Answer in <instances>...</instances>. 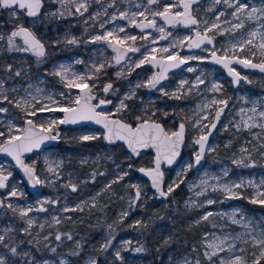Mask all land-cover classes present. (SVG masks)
<instances>
[{
    "label": "rangeland",
    "instance_id": "1",
    "mask_svg": "<svg viewBox=\"0 0 264 264\" xmlns=\"http://www.w3.org/2000/svg\"><path fill=\"white\" fill-rule=\"evenodd\" d=\"M126 0H116L115 7H107L111 4V0H101L100 4L91 3L89 7V12L85 13L84 16H67L63 18H54L47 16L46 14L51 13L59 9L64 11L65 9L61 7L57 0H44V6L42 8V14L39 18V22L32 24L30 18L20 17L19 22L24 23L25 26L32 27L35 31L36 28L39 30L37 34L42 38V41L46 45L47 58L42 63H37L36 58L30 63L28 60L31 53H8L0 48V78H5V73L2 71L3 66L6 64H12L14 69L23 66L27 71L22 74L21 77H14L10 81H6V88L16 87L20 89L18 93L9 92L10 98H19V96L25 95L24 89H29L33 95H36V89L39 88L42 92L37 96L38 100L42 97H47L52 95L53 99L58 101L62 106H68L69 100L74 99L79 93L78 89L69 90L64 86V83L60 81L59 77L50 75L55 70L56 66L64 63L70 64L72 66L71 70L80 75H89L90 68L93 63L112 61V66L106 67L105 70L100 74L99 79L94 82L96 87L93 92L99 99L111 100V104H107L105 108L101 111L106 113H114L113 116H118L123 120L135 124V117H148L151 116L155 121H160L163 123L167 131H173L178 123L185 122L186 130V142L184 147V153L181 155L179 162L173 166L168 174L167 180L164 179L165 190H167V185L172 184L174 180L177 179V172H181L182 168L185 166L186 162L190 161L193 156V151L197 146L193 144L194 138H198L201 134L198 128H194L192 123L189 121H194V113L198 111L197 106H202L211 99L224 98L228 99V109L221 122L216 127V129L211 134L209 145L214 147L215 151L207 152L203 163L189 172L183 175L185 183L180 184L178 187L184 191L186 197L182 202V208L185 212L191 213L188 224L199 225L203 228L202 233L197 240V244L190 248L189 252L177 253L174 255H169L164 264H177L178 261L187 258L192 261L193 264L196 259H200L202 264H207V261L203 258V245L202 237L205 232L209 233L208 239L212 238V234L216 236H222L225 233H231L233 236L243 232V228L238 225H231L230 221L226 218H221L219 216L210 218L211 222H201L196 224L195 221L198 220L206 211H211L213 213H224L231 212L235 208L243 209L245 215L255 219L257 221L264 220V213L260 211L255 205L249 203L248 199L253 194V189L250 187H244L239 189L241 198L239 199H226L224 194L221 192H213L211 188L203 196H196V192L201 189L196 188L190 190V185L199 184V181L204 177L205 173L209 176H219L221 177L220 182H237L241 180L247 182L252 180L259 184L261 180H264V159L261 158L259 146L264 144V129L259 127H253L250 131L248 129L237 130L235 124L239 123L241 120L240 109H250L253 104L252 101L264 102V75L253 72H244V76H247L248 80L252 83H247L242 81L237 87H233L230 78L225 74L221 67L210 64L207 59L210 56L213 47L208 45L202 46L201 48H187V41H184V37L193 36L196 30L203 31L204 25L201 23L198 27L182 28L180 25L175 27H167L162 21L157 19L158 25H162L166 29V33H171L166 39H160V33L155 29L145 30V32L151 33L152 39L156 40L155 44H152V39L144 41L140 39L142 33L137 30L135 26L130 25L126 20L117 19L115 21L111 20V16L116 14L118 16L120 11L127 10L131 15L132 12L138 9L135 5H144L146 0H134L133 7L124 6ZM168 0H161V3H166ZM176 2V0H172ZM107 7V15H102L99 20H89V14L95 13L97 11H103V7ZM70 8H74L73 5H68ZM156 6H153L155 9ZM212 9V10H209ZM139 10H143L141 7ZM162 10V9H161ZM225 10L224 5L212 6V0H203L198 5L193 6V12L195 16L202 21H212L215 20V16L218 11ZM228 9L227 12H230ZM226 12L225 19L231 20L232 17ZM8 15V14H7ZM8 21L11 24H15L17 21L10 19L7 16ZM138 21L142 18L137 17ZM148 19H152L149 15ZM105 20L108 23L105 24V28L101 29L99 27L100 23ZM87 21V23H85ZM227 27V25H224ZM120 27L125 28L124 33H119L121 37L125 35H134L137 37L135 42L128 41V45L141 48L139 53H129V56L121 62L120 65H115L113 57L115 52L107 46L104 42L89 43L91 36L102 34L105 30L119 29ZM247 27L255 28V22H251ZM87 29V31H85ZM5 30V29H4ZM247 29H245L246 31ZM0 31L4 32L2 28ZM75 36L79 38L82 43L69 46L64 43L53 45L52 42L56 40L63 41L65 37ZM239 38V35L236 36ZM184 41L183 45L177 46L174 49L170 48V51H175L181 57L187 56H198L204 57L203 60H189L187 65L183 67L182 70L173 72L169 75V79L162 83L153 92H149L147 88L140 87L136 88L137 83H144L148 78H150L152 73V68L148 65H143L140 68H135L131 74H127V69L129 64L138 61L142 58L141 53L148 51L155 47L158 50L163 47H169L170 45L176 44L177 41ZM215 47H227L230 43L235 42L231 35H217L215 36ZM17 43L22 44V41L17 38ZM4 42L0 41V45ZM207 49V50H205ZM221 54L220 52H217ZM156 55L160 57L162 55L157 51ZM166 55V54H164ZM240 55L246 56V53H240ZM259 52L257 51V57L253 60L259 62ZM76 61H82V63H77ZM188 68H193L195 71L189 72ZM124 70L125 76L117 77L116 72ZM14 76V73H13ZM197 76H201L205 80V83L200 85L197 89L190 92L186 98L181 100L170 99L169 97L163 96L158 90L163 87V89L169 93L175 91L181 80H187L191 83L195 82ZM93 83V81H89ZM111 83L113 89L116 91H110L108 94L103 92V87L105 84ZM212 83H218L223 86L222 92L213 93L209 91ZM31 85V88H29ZM185 86V90L187 89ZM135 89V96L131 100H127L126 103L129 105L127 110L120 113L115 112V106L119 104V100L124 98L126 93ZM65 93V96H60V93ZM42 103H48L46 99L42 100ZM0 106L7 107L9 109L8 113H0V120L3 124H0V130H5L7 122L11 120L13 123L20 127H24V120L31 118L36 123H41L50 118H62L63 113L61 112H45L39 113L36 117H28L20 109L15 108L13 105L0 104ZM39 106V105H37ZM55 107V105H53ZM216 106L205 110L209 114V121H204L210 126V120L214 114ZM155 112V116L152 113ZM167 112L168 115L165 116L164 113ZM203 114V113H201ZM251 114V113H249ZM257 122H261L259 117H257ZM227 126V130H225ZM58 131L60 133L59 141L56 145L45 147L40 151L33 152L31 156L24 157L25 163L31 164L36 162V168L41 175V178L48 177L49 179H54L53 176L45 171L46 165L44 164V159L47 157L49 160H62L63 166L60 170L61 179L57 180L52 186H42V192L38 194H31L27 186L25 185L21 175L14 169V164L12 161L0 157V164H2L7 171L12 172V176L7 182L8 187L5 189H0V199L6 197L7 192L15 186L20 192L23 193L22 196L12 197L7 202L19 205L21 207L32 206L34 209L37 206V201L45 198L58 199V203L55 205H45L47 208L46 212L33 211L29 213L30 217H34L36 224L31 230V235H26L19 231L26 225L23 221L19 219L18 216L13 215V213L7 209H0V230L12 226L14 231L11 235L12 240L6 241L10 244L14 243L18 245V251L21 253L27 251L35 257V259L40 262L42 260H49L53 264H59L60 259H67L68 264H76L71 262L69 253L75 247V241L79 240L82 248L79 250V264H86L90 257H95L97 264H121L114 257V253L117 248H119L123 241H132L133 246H139L137 233L132 231L117 230L113 232V246L109 248L107 252H102L100 250V245L106 242L109 234L108 228H102L98 230L99 222L103 219L104 213H95L92 215L91 221L86 219V215L91 212L93 207L85 206L83 211L76 212H63L62 209L67 207H75L76 204L81 201H88L91 205V197L96 196L97 193L100 195L97 197L96 206L103 205L111 202L116 211L113 213L112 223L118 221L120 214L123 211H128L129 215L124 219L122 223H116L117 225H122L123 227L130 228L136 220L142 218L141 207L143 202L152 196V189L149 186L148 181L143 178L139 173L134 175L132 168H128L130 162L128 157L131 156L129 152L125 149L124 153L116 154L115 149L111 144H104L102 147L96 148H84L78 145L80 142L79 137L82 135H97L102 134V130L93 125L85 124L80 125L73 129H66L61 125L58 126ZM253 134H256L254 137ZM231 141L230 147H225L228 142ZM77 145V147L74 146ZM253 146H256L257 151H252ZM248 148L252 151V157L257 161L255 167H237L232 164V159L239 157L240 148ZM111 155L112 159H107V156ZM86 159L87 164L81 165L80 161ZM152 163V160H151ZM119 165V167H117ZM151 166V164H150ZM148 167V166H144ZM95 169L98 173H104V175H97L93 181L91 178V173ZM228 169L229 175L224 177L222 175L223 170ZM127 171L129 174L123 180L118 183L112 184L111 188L105 189V185L109 184L111 181L115 180L117 175L122 172ZM5 173V174H6ZM69 179L78 185V190L72 192L68 188L62 187L63 184L67 183ZM216 183V181L209 179V184ZM130 184H139L142 188V199L137 202V206L129 207V198L134 195V189L128 187ZM148 197V198H147ZM211 198L216 200L217 203L213 205H207L206 199ZM193 200L196 203L204 202L205 206L200 208L188 209L185 207V201ZM9 216L10 218H7ZM53 216H59L62 218V223L55 225L52 222ZM66 217H71V219H65ZM84 221L85 226H79L80 223ZM45 224L43 231L40 230L39 224ZM93 224V227H89ZM213 224L218 225V227H213ZM227 224L228 227L224 228L223 225ZM51 225V226H49ZM161 230H166L164 227ZM57 232L60 233H71L74 237L72 241L63 239L61 241L55 240V235ZM39 233V236H37ZM49 236L48 241H43V236ZM0 234H3L0 232ZM41 241L40 244H36V240ZM28 240H32L33 243L30 245L27 243ZM24 241L25 243H20ZM238 247H249V254L251 252L250 245L241 244L239 241L236 242ZM44 244L48 247L45 248ZM55 247L57 251L55 253L50 251V248ZM195 247L196 251L193 250ZM37 248L40 250L37 251ZM82 250L83 254H82ZM5 251L0 248V252ZM124 256L123 264H143L142 257L139 254L132 253L131 251L122 252ZM16 264H25V261L29 258L17 257L14 258ZM150 261L149 259L147 260Z\"/></svg>",
    "mask_w": 264,
    "mask_h": 264
},
{
    "label": "snow or ice",
    "instance_id": "2",
    "mask_svg": "<svg viewBox=\"0 0 264 264\" xmlns=\"http://www.w3.org/2000/svg\"><path fill=\"white\" fill-rule=\"evenodd\" d=\"M57 3L61 5L65 10L60 11L57 9L54 12L46 14L54 18H63L67 16H84L85 13L89 12V7L91 3L100 4L101 0H57ZM116 0H111V4L107 7H115ZM199 0H168L166 3H161V0H146L144 5L137 4L135 7L138 9L129 14L127 10L120 11L118 16L113 14L111 20L115 21L118 18L126 20L130 25H133L140 29L142 35L140 39L148 41L151 37V33L145 32L146 29H155L160 35V39H166L171 33H166V29L162 25H158L157 19L163 22L164 25H170L175 27L176 25H183L185 27L199 26L203 23L204 28L201 32L200 30L195 31V39L191 36L184 37V41H187V48H201L202 45H214V39L217 35H231L235 42L230 43L227 47L216 48L215 46L211 50V59L216 64L222 65L224 69L227 70L228 75L231 76L233 84H239L241 80L247 83H252L248 80L247 76H241L240 72L236 70L233 66L234 64L241 65L247 69H257L261 73H264V0H212V6L224 5L225 10L218 11L215 16V20L212 21H200L195 15H193V6L198 5ZM68 5H73L74 8L68 7ZM44 6V0H0V10H6L10 19H14L17 22L13 25L10 32L0 31V41L4 44L0 45L4 51L8 53H31L36 57L37 63H42L47 58L46 45L42 41V38L37 34V32L32 28L25 26L24 23L19 22L20 17L30 18V22L34 25L39 22V18L42 14V8ZM153 6H156L155 9ZM103 7V6H102ZM107 7H103V11H97L95 13H90L89 20H99L102 15H107ZM143 7V10H139ZM162 9V10H161ZM231 9L230 12H227ZM212 10V9H209ZM226 12L232 17L231 20L225 19ZM152 19H148V16ZM142 18L138 21L136 18ZM251 22H255L256 27H247ZM87 23V21H85ZM108 23L105 20L103 23L99 24L101 29L105 28V24ZM224 25H227L225 27ZM2 27V26H0ZM245 29H247L245 31ZM87 31V29H85ZM125 28L120 27L119 29L105 30L102 34H97L91 36L89 43L104 42L109 48L115 52L113 57L115 65H120L129 53H139L141 48L128 45V41L135 42L137 37L134 35H125L121 37L119 33H124ZM239 35L237 39L236 36ZM17 38L22 39V44L17 43ZM184 41H177L176 44L170 45L169 47H163L159 50L155 47L151 48L150 51L145 49L144 53H141L142 58L138 61L129 64L127 69V74H131L135 68H140L145 64H149L153 67H158L159 71L148 78L144 83H137L136 88L145 87L150 89H156L157 85L161 83L162 80L166 79L167 72L169 69L178 68L181 65H185L189 60H203L204 57L198 56H187L181 57L175 51H170V48L174 49L177 46L183 45ZM152 44L156 43L155 39H152ZM64 43L69 46H75L82 41L71 36L65 37L63 41L56 40L53 41V45H58ZM207 50V49H205ZM157 51L161 53L159 58H157ZM257 51L259 52V62L255 63L253 60L257 57ZM217 52L221 54L218 55ZM240 53H246V56H241ZM166 54V55H164ZM77 63H82V61H76ZM112 66V61L93 63L90 68L89 75H80L71 70L72 66L70 64L61 63L56 66L55 70L50 75L59 77L60 81L64 83V86L71 89H78L79 93L74 99H70L68 106H62L58 101L54 100L52 95L47 97H42L41 100L37 99V96L42 92L41 89L37 88L36 95H33L29 89H24L25 95L19 96V98H10L9 92L18 93L20 89L16 87L6 88V81L12 80L14 77H21L23 73L27 70L21 66L20 68L14 69L12 64H6L3 66L2 71L5 73V78H0V104L13 105L15 108L20 109L28 117H36L39 113L45 112H61L63 113L62 118H50L41 123H36L33 119H25L24 127H20L13 123L11 120L7 122L5 130H0V153H4L11 157L15 161V165L19 167L22 171L24 177L26 178L28 184L32 187L36 186H52L57 180L61 179L60 170L63 166L62 160H49L47 157L44 159V164L46 165L45 171L54 177V179H49L47 176L43 179L36 168V162L31 164L25 163L23 157L26 153H31L34 150L41 149L42 145H45L49 141H57L60 138V133L58 131L59 125L76 124L81 121H94L96 124L102 125L105 129L103 134V139L109 144H114L117 141H123L127 148L133 155H139L140 149H146L149 147L156 149V156L154 159L153 168H140L139 171L144 173L151 180V186L155 190V193L159 198H167L180 186V184L185 183L183 175L190 170L197 168L202 164L205 158V153L215 151L214 147L210 146L209 136L212 131L216 129L217 122L220 121L222 114L228 107V99L224 98H213L202 106L198 105V111L193 115L195 117L194 121H189L192 123L194 128H198L200 135L198 138H194L193 144L196 147L193 151L192 159L186 162L185 166L182 168L181 172H177V179L172 182V184L167 185V190L163 184V173L161 171L162 161L168 165H172L174 162L178 161V157L181 153V148L185 143V122H180L178 129L175 131H166L164 127L157 123L151 116L141 117L136 116V126L133 127L132 124L125 123L121 119H113L114 113H106L103 111H97L101 105L111 104V100L99 99L98 103L93 104L92 101L95 99L93 96V89L96 87L95 80L99 79L100 74L105 70L106 67ZM189 72L195 71L193 68H188ZM14 73V76H13ZM123 69L116 72V76H125ZM93 81V83H89ZM205 80L201 76H197L194 83L187 80H181L177 89L171 93L165 91L163 87L158 90L163 96L169 97L170 99L181 100L187 97V95L193 90L197 89L200 85L204 84ZM188 86L185 90V86ZM31 88V85H29ZM223 86L218 83H212L209 91L213 93L222 92ZM110 91H116L113 89L111 83H107L103 87V92L108 94ZM60 96H65V93L61 92ZM135 96V89L131 90L129 93L124 95L123 99L119 100V104L115 106V112L120 113L129 108L126 103L127 100L133 99ZM46 99L48 103H42V100ZM253 106L250 109H240L241 120L239 123L235 124L237 130L244 128L249 131L253 127H259L264 129V102L252 101ZM39 105V106H37ZM55 105V107H53ZM212 106H216L214 114L210 120V126L204 121H209V114L205 111ZM9 109L7 107L0 106V113H8ZM203 113V114H201ZM251 113V114H249ZM165 116L168 115L167 112L164 113ZM155 116V112L152 113ZM257 117L261 122H257ZM0 124L3 121L0 120ZM227 130V126H225ZM254 137L256 134H253ZM100 136L93 135H82L79 140L82 142L93 141L100 139ZM231 141L225 145V147H230ZM252 151H257L256 146H253ZM252 151L248 148L241 147L239 157L232 159V164L237 167H255L257 161L252 157ZM259 151L261 158L264 159V144L259 146ZM107 159L111 160V155L107 156ZM81 165L87 164L86 159L80 161ZM119 167V165H117ZM132 165L129 164L128 168ZM5 167L0 164V189H5L8 187L7 182L12 176L11 171H7ZM128 172L124 171L117 175L116 179L111 181L109 184L105 185L104 190L111 188L112 184L118 183L128 176ZM92 180L94 181L97 175H104V173H98L95 169L90 174ZM222 175L227 177L229 175L228 169H224ZM209 179L216 181V183L209 184ZM221 177L219 176H209L208 173L204 174L201 178L199 184L190 185V190L196 188L201 189L197 191L196 196H203L211 188L213 192H221L224 194L226 199H239L241 198L239 189L244 187H250L253 189V194L251 197L247 198L249 203L253 205H259L264 208V180H261L259 184L252 180L247 182L241 180L237 182H220ZM62 187L70 189L72 192L78 190V185L73 183L70 179L67 183L63 184ZM128 187L134 189V195L129 198V207L137 206V202L142 199V188L139 184H130ZM23 193L20 192L15 186L12 187L10 191L7 192L6 197L0 199V209L7 208L14 215L18 216L21 221L26 225L22 229H19L22 233L26 235H31V230L36 224L34 217H30L29 213L34 210L37 212H46L47 208L45 205H55L58 203V199L45 198L37 201V206L35 209L30 205L28 207H21L19 205L7 202L12 197L22 196ZM100 193L96 196L91 197L92 203L89 205L88 201H81L76 204L75 207L65 206L63 212H76L83 211L85 206L95 207L96 200ZM217 203L216 200L211 198L206 199L207 205H213ZM204 202L196 203L193 200L185 201V207L200 208L204 207ZM129 215L128 211H123L118 221L115 223H122L124 219ZM219 216L221 218H226L230 221L231 225H238L243 228V232H240L233 236L231 233H225L222 236H216L212 234V238L208 239L209 233L205 232L202 237V245L204 251L202 253L203 258L207 261V264H264V220H255L245 215L243 209L235 208L231 212L224 213H213L211 211H206L198 220L195 221L196 224L201 222H211L210 218ZM65 219H71V217H66ZM156 219H164L163 217L157 216ZM52 222L55 225L62 223V218L59 216H53ZM153 220H136L129 227L140 230L142 233L149 230L152 226ZM51 226V225H49ZM213 227H218V225L213 224ZM227 228L228 225H223ZM41 231L45 228V224H39ZM109 234L105 243L100 245V250L102 252H107L109 248L113 246V232L115 231L112 224L108 225ZM16 231L12 226H8L0 232V248L5 251L0 252V264H16L14 258L26 257L29 258L25 261V264H53L49 260H42L38 262L30 252L21 253L18 251L17 244H10L9 242L13 239L12 233ZM49 235L43 236V241L49 240ZM39 236V233H37ZM56 241H61L62 238L68 241L74 239L71 233H60L57 232L55 235ZM170 237L164 240V244L167 245L170 242ZM237 241L244 245H250L251 252L249 254V247H238ZM20 243H25L20 241ZM28 244H32V240L27 241ZM39 239L36 240V244H40ZM47 248L48 245L44 244ZM82 245L79 240L75 241V247L71 250L69 255L77 256L80 254V249ZM40 249L37 248V251ZM196 251L195 247L193 248ZM50 251L55 253L57 249L55 247L50 248ZM131 251L135 254H140L146 251L143 244L139 246H133L132 241L125 240L122 242L121 246L116 249L114 257L121 264L124 262V256L122 252ZM159 252V249H157ZM59 264H68L67 259H60ZM86 264H97L95 257H90ZM177 264H193L192 261L184 258L177 262ZM194 264H202L200 259H196Z\"/></svg>",
    "mask_w": 264,
    "mask_h": 264
},
{
    "label": "trees",
    "instance_id": "3",
    "mask_svg": "<svg viewBox=\"0 0 264 264\" xmlns=\"http://www.w3.org/2000/svg\"><path fill=\"white\" fill-rule=\"evenodd\" d=\"M8 12L6 10H0V28L3 29L4 32H10L14 24H11L7 15ZM5 29V30H4ZM36 31L39 30L36 28ZM36 57L30 54L29 62L32 63ZM70 129V128H66ZM101 138L93 141L80 142L78 145L86 148H96L102 147L106 142L102 138L103 135H99ZM76 144H74L75 146ZM77 147V145L75 146ZM112 147L115 149L117 155L120 153H124L125 147L122 144H112ZM184 153V151H183ZM182 153V154H183ZM152 160V153L150 151L145 152L137 157L129 156L128 161L132 165L133 174H138V169L142 166H150ZM171 168L164 169V179L167 180L168 174ZM186 195L184 191L179 188L167 198H159L157 194L152 190V196L146 199L143 202L141 207L142 218L140 220H149L152 218L153 223L149 230L146 232H141L135 228H127L122 225H117L116 223H112L113 213H115V206L109 202L103 205H97L92 208L91 212L86 215L85 220L91 221L92 215L95 213H104L103 219L99 222L98 230L102 228H108L109 224H112L113 227L119 231L124 230L126 232L132 231L133 233H137L139 239L138 244H143L146 248V251L140 253L139 255L142 257L143 264H164L169 255H174L177 253H186L190 251V248L197 244V240L199 239L203 228L199 225H190L188 224V220L192 214L187 213L182 208V202L185 199ZM260 209L261 212L264 213V208H261L259 205H255ZM14 215V214H13ZM163 217L164 219H156V217ZM7 218H10L7 216ZM12 219V218H10ZM96 224L89 226L90 228ZM79 226L84 227V221L79 224ZM164 227L166 230H161L160 228ZM109 229V228H108ZM171 238L170 242L165 245L164 240L167 238ZM159 249V252H157ZM82 250V254H83ZM79 258L77 256H71V262L79 264ZM150 260L149 262L147 260Z\"/></svg>",
    "mask_w": 264,
    "mask_h": 264
},
{
    "label": "water",
    "instance_id": "4",
    "mask_svg": "<svg viewBox=\"0 0 264 264\" xmlns=\"http://www.w3.org/2000/svg\"><path fill=\"white\" fill-rule=\"evenodd\" d=\"M202 1H203V0H199V3L202 2ZM193 15H195L194 12H193ZM196 17H197V16H196ZM197 19H198V18H197ZM198 20H199V19H198ZM166 26H167V27H171L170 25H166ZM180 27H182V28H189V27H185V26H183V25H180ZM190 27H196V26H190ZM135 28H136L137 30L140 31L139 28H137V27H135ZM146 30H149V29H146ZM192 38L195 39V34L192 36ZM19 39L22 41L21 38H19ZM202 46H205V45H202ZM202 46H201V47H202ZM208 46H209V47H214V46H215V41H214V45H208ZM195 49H197V48H195ZM217 54H218V53H217ZM218 55H220V54H218ZM157 58H159V57L157 56ZM207 61H208L210 64H213V65H216V66H218V67H221L222 70L225 72V74L230 78V80H231V84H232L233 87H237V86L239 85V84H233V82H232V79H233V78H232L231 76L228 75L227 70L224 69L222 65L216 64L214 61H212V59H211V53H210V56L208 57ZM253 62H255V61H253ZM255 63H258V62H255ZM146 65H148L149 67L152 68L151 76L159 71V68H158V67H153V66H151V65H149V64H146ZM186 65H187V64H185V65H181V66L178 67V68L169 69L168 72H167L166 79L162 80L161 83H160L159 85H157V88H158L162 83L166 82V81L169 79V75H170L171 73L182 70L183 67L186 66ZM233 66L236 68V70H237L238 72H240L241 76H244V74H243L244 72H248V73L256 72V73H259V74H261V75H264V73H261V72H260L259 70H257V69H247V68H244L243 66H241V65H237V64H234ZM151 76H150V77H151ZM242 81H244V80H241L240 82H242ZM157 88H156V89H157ZM147 90H148L149 92H153L155 89L147 88ZM78 92H79V90H78ZM93 96L95 97V99H93L92 103H93V104L98 103V100H96V94H95L94 92H93ZM106 106H107V104H106V105H101V106L97 109V111H101V109H102V108H105ZM227 109H228V107L225 109V112L222 114V116H221V118H220V121L217 122V126L219 125V123L221 122V119L223 118V116H224L225 113L227 112ZM63 115H64V114H63ZM112 118H113V119H121V120H123L122 118H120V117H118V116H112ZM28 119H31V118H28ZM33 121H34V120H33ZM123 121H124L125 123H129V122L125 121V120H123ZM156 122H157V123H160V124L164 127V125H163L162 122H160V121H156ZM85 124L93 125V126H95V127L100 128V129L102 130V135H103L104 132H105V129L103 128V126H102V125H99V124H96L94 121H81V122H78V123H76V124H67V125H61V126L64 127V128H71V129H73V128H76V127H78V126H80V125H85ZM129 124H131V123H129ZM24 126H26V125H24ZM132 126L135 127V126H136V123H135V124H132ZM178 126H179V123H178L177 127H176L173 131L177 130V129H178ZM164 129L167 131V129H166L165 127H164ZM186 130H187V127L185 128V142H186ZM214 130H215V129H214ZM214 130H213V131H214ZM213 131H212V133H213ZM210 137H211V135L209 136V140H210ZM58 141H59V139H58L57 141H49V142H46L45 145H42V146H41V149H43V148H45V147H49V146L56 145V144L58 143ZM104 141H105V140H104ZM105 142H106V141H105ZM106 143L109 144L108 142H106ZM208 143H209V141H208ZM114 144H122V145H124L125 149H126V150L129 152V154H130L131 156H133V157H137V156H139V155H141V154H144L145 152L150 151V152L152 153V163H151V166H148V167H144V166H142V167H140V168L148 169V168H153V167H154V159H155V156H156V149H155V148L149 147V148H146V149H140V154H139V155H133V154L130 152V150L127 148V145H126L123 141H117V142H115ZM111 145H112V144H111ZM184 147H185V143H184V145H183L182 148H181V153H180V156L178 157V161H177V162H174L172 165H168V164H166V163H164V162L162 161V163H161V171H162V173H163V184H164V169L172 168L173 166H175V165L179 162V160H180V158H181V155H182V152H183V150H184ZM41 149H39V150H34L33 152L40 151ZM33 152L24 154V157H26V156H31ZM205 154H206V153H205ZM0 157L5 158V159H8V160H10V161L13 162V164H14V169H15L17 172H19V174L21 175V177H22V179H23L25 185L27 186L28 191H29L31 194H38V193L42 192V189H43L42 186L32 187V186H30V185L28 184V182H27L26 178L24 177L22 171L19 169L18 166L15 165V161L12 160L11 157L7 156V155L4 154V153H0ZM24 157H23V159H24ZM202 163H203V161H202ZM197 167H199V166H197ZM140 168H139V169H140ZM139 169H138L139 174H140L143 178H145V179L148 181L150 188L155 192V190H154V189L152 188V186H151V180H150V178L147 177L144 173H141V172L139 171Z\"/></svg>",
    "mask_w": 264,
    "mask_h": 264
},
{
    "label": "bare ground",
    "instance_id": "5",
    "mask_svg": "<svg viewBox=\"0 0 264 264\" xmlns=\"http://www.w3.org/2000/svg\"><path fill=\"white\" fill-rule=\"evenodd\" d=\"M124 6L127 7H133L134 6V0H126ZM152 37L149 38V40H151Z\"/></svg>",
    "mask_w": 264,
    "mask_h": 264
},
{
    "label": "flooded vegetation",
    "instance_id": "6",
    "mask_svg": "<svg viewBox=\"0 0 264 264\" xmlns=\"http://www.w3.org/2000/svg\"><path fill=\"white\" fill-rule=\"evenodd\" d=\"M47 50V49H46ZM96 100H97V96H96Z\"/></svg>",
    "mask_w": 264,
    "mask_h": 264
}]
</instances>
